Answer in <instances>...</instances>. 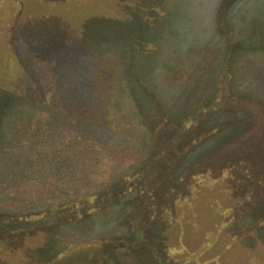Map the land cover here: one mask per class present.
I'll return each mask as SVG.
<instances>
[{
    "label": "rangeland",
    "instance_id": "obj_1",
    "mask_svg": "<svg viewBox=\"0 0 264 264\" xmlns=\"http://www.w3.org/2000/svg\"><path fill=\"white\" fill-rule=\"evenodd\" d=\"M35 117L137 162L76 196ZM0 264H264V0H0Z\"/></svg>",
    "mask_w": 264,
    "mask_h": 264
},
{
    "label": "trees",
    "instance_id": "obj_2",
    "mask_svg": "<svg viewBox=\"0 0 264 264\" xmlns=\"http://www.w3.org/2000/svg\"><path fill=\"white\" fill-rule=\"evenodd\" d=\"M69 116L66 118V120ZM50 119L35 117L30 122V139L38 146H42L55 159H63L66 162L64 183L76 195L91 193L101 189L119 171L116 161L124 160L129 156L130 164L137 162V147L133 144L125 146H111L95 138H82L77 132L72 137H67L65 130L58 133L53 130ZM126 164L125 166H128ZM8 187L7 183L1 184ZM12 188L22 193L33 194L35 192L52 195L56 191L53 181H45L38 185L29 176L14 182Z\"/></svg>",
    "mask_w": 264,
    "mask_h": 264
}]
</instances>
